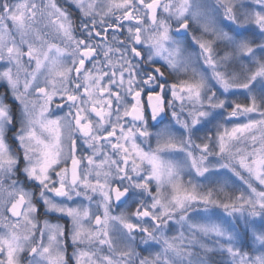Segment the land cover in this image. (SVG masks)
Wrapping results in <instances>:
<instances>
[{"label":"clouds","instance_id":"1","mask_svg":"<svg viewBox=\"0 0 264 264\" xmlns=\"http://www.w3.org/2000/svg\"><path fill=\"white\" fill-rule=\"evenodd\" d=\"M59 2L70 18L74 39H81L87 33L83 25L86 21L90 25L92 17L82 16L74 0ZM228 7L232 8L231 13L226 11ZM137 8L139 24L125 22L119 31L109 34L116 37L113 48L119 49L113 52L115 60L111 66L104 69L103 50L98 49L88 67L92 70L99 67L109 77L113 68L123 72L124 84L118 79L113 84L120 99L112 108L109 123L116 121L130 102L129 89L141 90L145 101L143 119H122L118 123L133 130L132 141L142 152L156 158L164 175L157 180L152 164L138 161L140 167L135 171L131 163L126 173L113 165L105 170L107 175L97 176L84 157L96 152L98 145L81 135L75 121L76 108L88 107L83 88L77 91L73 86L74 83L83 85L82 76L69 71L67 79L55 85L59 92L64 89L76 92L81 97L76 104L68 103L58 94L44 112L41 111L43 98L35 88L53 87L47 73L27 90L22 84L12 89L0 80V148L4 149L3 155H11L14 160L11 170L0 175V185H3L0 216L8 218L9 223L15 222L9 213L14 199L9 193L14 189L27 194L35 209L32 213L35 229L20 225V231L27 230L30 238L24 241L17 264H47L41 255L31 252L33 246H40L41 234L37 229L43 230L45 223L60 226L62 234H58L56 244L62 254V264H77L79 253L84 249L94 254L95 264H109V261L110 264H242L241 257L243 264H260L264 259V206L256 202L240 177L219 167L215 155L206 156L203 166L208 171L203 174L196 171L192 160L200 155L197 145L215 131L220 119L218 110L209 106L210 100L213 97L232 99L231 89L223 88L216 73H223L229 80L243 81L253 66L252 56L242 49L244 45L253 49L257 59L264 60V31L250 23L251 16L264 13V0H159L154 18H149L142 7L137 5ZM115 15L106 18V22L114 20ZM96 21L102 26L100 17ZM62 46L68 48L64 65L70 70L75 48L67 41ZM205 48L209 49L207 53ZM188 83L200 86L199 104L189 99L187 93L181 100L173 97V85ZM257 91L264 92V82L257 85ZM152 92L160 96V110L155 116L146 102ZM201 111H207L208 115L193 125V114ZM87 114L93 120L94 134L102 135L108 125H101L92 113ZM46 120L59 121L61 148L60 161L49 172L52 178L49 184L56 180V172L70 162L75 143L76 155L81 158V176L91 184L99 181L104 188L67 183V195L57 197L28 175L37 153L25 133L32 129L48 140V133L41 128ZM107 144L104 150L118 161V154ZM177 182L200 193H211L218 203L189 202L183 208H176L172 195ZM138 184H147V187H137ZM256 187L264 191V187ZM112 189L124 195L117 198ZM46 201L60 208L75 209L78 215H64L50 208ZM143 209L150 214L139 215ZM128 224L136 227L129 229ZM200 225H213L218 231H201ZM82 228L87 231L73 239ZM5 231L0 226V233ZM89 233L99 235L93 238ZM101 240L106 243L101 244Z\"/></svg>","mask_w":264,"mask_h":264},{"label":"snow or ice","instance_id":"2","mask_svg":"<svg viewBox=\"0 0 264 264\" xmlns=\"http://www.w3.org/2000/svg\"><path fill=\"white\" fill-rule=\"evenodd\" d=\"M76 8L84 17H92L91 24L86 21L83 25L87 33L81 39L75 40L72 34L70 18L65 9L60 5L59 0H0V80H3L12 89H18L22 84L24 89H30L39 77L47 73L52 88L36 87L35 91L43 98L41 111H47L48 106L59 94L60 98L68 103L76 104L81 97L76 92H69L64 89L59 92L55 85L61 80H66L69 71L74 72L77 77H83V85L74 83L79 91L83 88L82 95L87 97V109L78 107L75 110L76 126L81 135L89 137L90 143L98 145L97 151L84 157L90 166L96 170L97 176L107 175L106 169L113 165L121 173L128 171V165H133V171L140 167L139 162L147 161L152 164L153 175L160 180L164 175L159 162L155 157H150L142 152L138 145L132 141L133 130L126 129L118 121L122 119L141 120L144 115L145 101L142 99L140 89L130 91L131 100L125 105L124 110L117 116L116 121L109 123L114 104L119 101V92L113 87L118 79L123 85L125 78L123 72L113 68L109 74L97 67L92 70L88 67L96 55L98 49H102L105 57L104 69L111 66L115 57L113 52L119 49L113 48L112 42L116 40L114 34L125 22L139 24L140 19L135 14L137 5L145 9L149 18H154L159 0H74ZM228 13L232 8L226 9ZM115 15L114 20L106 18ZM96 17H100V25H97ZM250 23L255 28L264 31V13H257L250 17ZM139 32V30H137ZM137 34L136 39L139 40ZM60 40L61 43L57 41ZM71 43L75 51L72 53V68L69 70L64 65V57L68 54V48L62 46V42ZM103 41L104 43H99ZM204 48V45H201ZM246 55L253 58V66L247 70L243 81L229 80L223 73L217 72L216 76L225 90L231 89L232 99L226 101L223 98L213 97L209 106L218 110L220 119L215 124V131L197 145L200 153L198 158H193V167L199 174L208 171L203 166L207 155H215L218 158L219 167L230 171L233 175L240 177L247 185L249 193L256 197V202L264 206V191L257 189V185L264 187V92L257 91V85L264 82V60L257 59L253 49L247 45L242 46ZM207 53L208 48L204 49ZM133 52H136L133 49ZM138 55L139 53L136 52ZM211 59L209 63H211ZM118 63V61H117ZM107 81V82H105ZM130 83V81H129ZM147 84L148 82L145 81ZM172 95L178 100L183 99L187 93L188 98L196 104L200 103L198 84L173 85ZM147 107L151 108L153 116L160 110V96L152 92L146 97ZM60 106L59 104L57 105ZM92 113L101 125H108L104 128L103 134H94L93 120L87 113ZM207 111L193 114L192 124L198 123L199 119L206 117ZM41 128L48 133L49 139H43L34 130L29 129L25 133L37 153L35 164L29 168L28 175L35 179L42 186L49 188L57 197L67 195L66 184L76 185L83 183L87 187L104 188L105 185L97 181L91 184L84 179L80 173L81 158L76 155V144H73V155L69 163L56 172V180L49 182L52 178L50 170L57 165L61 158L60 128L58 120H46ZM143 134V133H141ZM113 149L119 156L114 160L104 150V144ZM4 149L0 148V175L10 171L14 160L11 155H3ZM191 155V154H190ZM137 187H147V184ZM3 188V185H0ZM117 198L124 195L118 189H112ZM17 193H19L17 195ZM14 197L9 208L10 217L15 218L14 223L9 219L0 216V226L6 228L0 233V264H17L20 251L24 247V241L29 240L27 230L20 231V225L35 229L32 221V207L27 194L14 189L9 193ZM243 193L240 196L243 197ZM107 199V194H105ZM189 202L202 204L218 203L212 199L211 193H200L195 188L185 187L177 182L173 185L172 203L176 208H183ZM50 208L64 215H78L77 210L60 208L53 202L46 201ZM160 203L159 200L156 201ZM155 206V205H154ZM225 207L230 205L225 204ZM165 212L168 207L164 206ZM87 214L86 212L84 213ZM139 215L148 216L147 209L141 210ZM163 214V213H162ZM156 218L153 217V220ZM99 222V218H97ZM134 229L136 225H126ZM201 231H218L213 225L198 226ZM40 231L41 240L39 247L33 246V255H41L47 264H62V254L57 248V236L60 233L59 225L45 223ZM87 230L81 229L76 232L73 239H78ZM90 237H96L99 233H89ZM36 241H33L35 244ZM101 244L106 241L101 240ZM231 251V250H230ZM93 253L87 249L81 250L77 258V264H95ZM108 261V257L104 258ZM243 264V257H241ZM110 264V261H109ZM264 264V259L260 260Z\"/></svg>","mask_w":264,"mask_h":264}]
</instances>
